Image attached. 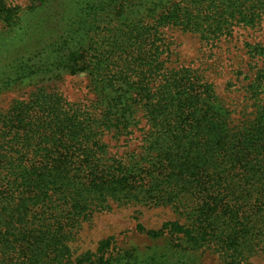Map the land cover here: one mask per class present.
<instances>
[{"label":"trees","instance_id":"trees-1","mask_svg":"<svg viewBox=\"0 0 264 264\" xmlns=\"http://www.w3.org/2000/svg\"><path fill=\"white\" fill-rule=\"evenodd\" d=\"M77 2L75 29L3 68L2 85L31 79L36 64L89 70L104 95L93 112L31 94L0 116V264H99L111 238L78 256L68 241L111 202L172 206L189 223L148 233L178 236L191 249L216 246L225 264H251L264 246V114L232 126L210 84L166 67L162 30L217 40L259 22L264 0ZM137 109L147 127L140 152L111 160L103 136L129 134ZM140 264L194 263L161 249Z\"/></svg>","mask_w":264,"mask_h":264},{"label":"rangeland","instance_id":"rangeland-1","mask_svg":"<svg viewBox=\"0 0 264 264\" xmlns=\"http://www.w3.org/2000/svg\"><path fill=\"white\" fill-rule=\"evenodd\" d=\"M78 0H0V79L9 72L3 69L13 59L20 60L59 40L81 18ZM89 0H86L88 3ZM20 30L16 32L17 28ZM166 67L188 70L201 83L212 87L215 103L226 112L232 126L264 114V79H259L264 67V16L254 25L239 24L230 36L217 40H204L199 35L178 28L162 30ZM37 49V50H35ZM35 50V51H34ZM64 61L67 60V53ZM38 59V58H37ZM36 59L31 64H35ZM53 62L34 65L29 80L7 85L0 84V116L17 101H26L31 94L53 95L67 107L96 111V100L104 92L94 87L93 76L86 72H70L63 64ZM103 108V107H102ZM144 112L136 110L130 133L123 136L105 134L102 138L111 160H127L140 152L147 127ZM122 158V159H120ZM168 221L189 223L172 206L149 208L139 204L110 203V209L93 213L72 231L68 246L73 256L94 252L101 240L111 238L110 250L99 264H140L155 250L167 249L185 254L194 264H225L215 247H187L178 236L159 233ZM140 224L142 230H137ZM249 255L251 264H264L262 245ZM183 251V252H182Z\"/></svg>","mask_w":264,"mask_h":264}]
</instances>
